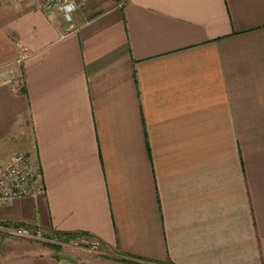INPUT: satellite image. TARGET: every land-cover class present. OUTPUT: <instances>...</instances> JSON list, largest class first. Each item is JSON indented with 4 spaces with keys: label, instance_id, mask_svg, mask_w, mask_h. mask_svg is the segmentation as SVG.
I'll list each match as a JSON object with an SVG mask.
<instances>
[{
    "label": "crops",
    "instance_id": "1",
    "mask_svg": "<svg viewBox=\"0 0 264 264\" xmlns=\"http://www.w3.org/2000/svg\"><path fill=\"white\" fill-rule=\"evenodd\" d=\"M38 2L0 0L23 77L0 86V167L30 152L41 184L0 233L101 246L0 264H264V0H78L72 22Z\"/></svg>",
    "mask_w": 264,
    "mask_h": 264
},
{
    "label": "built area",
    "instance_id": "2",
    "mask_svg": "<svg viewBox=\"0 0 264 264\" xmlns=\"http://www.w3.org/2000/svg\"><path fill=\"white\" fill-rule=\"evenodd\" d=\"M79 7L78 0H39L38 2V8L42 12L61 11L68 22L73 21L72 14ZM21 63L22 60H18L12 65L0 68V86H19L21 81L23 83L19 71ZM39 177L38 164L30 152L15 155L7 165L0 167V205H11L23 199L36 198L41 188ZM3 232L14 238L35 239L62 247H85L98 251L101 246L98 241L85 236L63 242L56 235L42 229L12 228Z\"/></svg>",
    "mask_w": 264,
    "mask_h": 264
},
{
    "label": "rangeland",
    "instance_id": "3",
    "mask_svg": "<svg viewBox=\"0 0 264 264\" xmlns=\"http://www.w3.org/2000/svg\"><path fill=\"white\" fill-rule=\"evenodd\" d=\"M22 84L23 83L21 81L20 85H22ZM22 112H23V115H22V117H20V133H22L24 136L26 134V137L28 138L30 136V125H29V122L27 120L28 116H27L25 111H22ZM2 241L5 242L6 244L5 245L2 244L3 243ZM0 245L2 247L3 246L4 247L11 246L12 248L19 249L20 253L21 252L27 253L30 251H35V252L49 251V252L53 253V251L47 246V245H49V243H47L45 241H38L35 239H25V238H14L10 235L1 234V233H0ZM81 248H85V247H81ZM64 249L70 251L69 247H64L62 252H64Z\"/></svg>",
    "mask_w": 264,
    "mask_h": 264
},
{
    "label": "trees",
    "instance_id": "4",
    "mask_svg": "<svg viewBox=\"0 0 264 264\" xmlns=\"http://www.w3.org/2000/svg\"><path fill=\"white\" fill-rule=\"evenodd\" d=\"M117 1V0H115ZM0 226H4L3 223H0ZM54 235H56L60 240H62L63 242H67L70 239L73 238H77L79 236H85L88 238H91L90 235H86V234H65V233H53ZM52 251H53V257L54 258H59V255L61 254L63 247L60 245H52L49 244L47 245ZM118 258H116V260L124 262V263H128V264H153V263H149L147 261H144L143 259H139L137 257H132L130 255H124V254H120V253H116Z\"/></svg>",
    "mask_w": 264,
    "mask_h": 264
}]
</instances>
